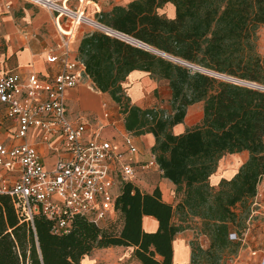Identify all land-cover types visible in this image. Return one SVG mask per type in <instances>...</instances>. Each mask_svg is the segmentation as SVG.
Listing matches in <instances>:
<instances>
[{
    "label": "trees",
    "instance_id": "16d2710c",
    "mask_svg": "<svg viewBox=\"0 0 264 264\" xmlns=\"http://www.w3.org/2000/svg\"><path fill=\"white\" fill-rule=\"evenodd\" d=\"M166 4L174 7L173 19L159 14ZM94 20L192 66L264 86V60L256 51L264 0H135ZM78 58L94 88L121 109L126 131L154 137L151 154L161 176L182 198L174 208L157 187L147 193L123 183L114 202L116 217L105 227L78 217L67 234L56 235L41 216L33 227L21 223L11 200L0 196V264H81L94 250L111 247L132 248L139 264H174L173 242L187 229L188 218L201 221V233L209 240L206 249L190 245L189 264H216L230 246V231L239 219L236 208L248 212L264 177V92L192 71L97 30L83 36ZM133 71L167 82L169 113L130 105L122 84ZM199 102L200 123L173 135L188 107ZM242 152L248 159L235 176L211 188L208 182L220 159ZM144 217L156 220L154 232L143 230Z\"/></svg>",
    "mask_w": 264,
    "mask_h": 264
},
{
    "label": "built area",
    "instance_id": "2783aa9c",
    "mask_svg": "<svg viewBox=\"0 0 264 264\" xmlns=\"http://www.w3.org/2000/svg\"><path fill=\"white\" fill-rule=\"evenodd\" d=\"M56 14L71 26H89L113 37L112 31L71 9L65 2L25 0ZM60 54L48 53L46 62L57 65L59 72L52 78L35 73L22 79L16 73L0 74V104L5 118L13 126L11 146L0 144V196L11 200L21 223L33 227L34 218L41 216L51 224L56 235L67 234L78 217L98 224L116 217L114 202L123 183L138 187L139 172L155 170L162 174L155 155L140 160L141 152L132 133L120 130L119 139L102 138L111 110L104 103L102 118L91 127L84 115L69 119L66 101L70 90L77 88L85 76V67L72 56L71 31L58 29ZM182 63L197 72L220 77L228 82L263 91L264 86L242 82ZM39 130L38 144L52 152L57 160L46 169L35 145L26 142L31 130ZM264 189V183H258ZM258 194V192H257ZM235 238V234H230ZM258 264H264V242L258 252ZM239 259V258H238Z\"/></svg>",
    "mask_w": 264,
    "mask_h": 264
},
{
    "label": "crops",
    "instance_id": "0c3cea01",
    "mask_svg": "<svg viewBox=\"0 0 264 264\" xmlns=\"http://www.w3.org/2000/svg\"><path fill=\"white\" fill-rule=\"evenodd\" d=\"M52 1L65 2L67 7L71 9H79L86 17L94 20L95 15L100 12H109L114 6L125 7L135 0ZM159 14L168 19H173L175 17L174 7L171 4H166L159 10ZM58 29L65 32L71 31L70 46L72 56L76 58H78V47L81 39L85 34L94 30L92 27L84 25L71 26L64 19H56V14L25 0H0V74L16 73L19 74L23 80L31 73H35L38 76L45 78H52L55 76L59 72V67L57 65L47 64L46 55L48 53L56 55L60 54L58 46L61 36ZM126 85H131L133 90L136 88L137 91L140 92V98L138 99L135 97L133 98L134 94L129 97L132 102L134 101V106L141 109H145L148 106L139 105L137 102H145L154 93H156L157 96H160L161 93L164 94L163 97L168 103L171 99L170 89L167 82L141 71L131 72L122 84L124 87ZM163 85L164 89H160ZM159 98L160 99L157 100L160 103L165 101L162 97ZM104 103H106L111 110V118L109 122L106 123L107 125L102 134V138L117 141L119 139L118 132H120V130L126 131L124 126L125 116L121 113L119 106L111 100L108 94L101 93L94 88L92 81L86 76V74L82 83L77 88L69 91L66 108L70 120L75 121L78 115H84L91 123L92 127L96 125L98 120H101L102 105ZM202 109V102L189 106L184 121L172 128V134H183L187 130L198 125L202 119ZM197 118L198 120L195 122ZM13 131V126H11L10 122L5 118L4 107L0 104V144L6 146L15 144L16 142L12 140ZM39 136V130H31L26 142L36 146L41 154L44 167L46 169H51L54 166L57 157L44 146L38 144ZM141 141H145V143L142 144ZM135 142L141 152L140 160L143 162L147 161L155 143L154 137L151 134L136 136ZM226 156L231 157L228 159H235V161L242 159L241 164L235 168V172L230 178L225 176L226 173H219L220 166L223 163L222 160H227V158H225ZM247 159V152L223 156L218 162L216 172L209 179L208 183L210 187L217 190L221 180L232 179ZM152 171L154 170H151V172ZM155 172L158 173L157 171ZM158 175L161 177L158 183L149 187V184L142 183L141 181L138 188L141 191L150 193L157 187L161 192L162 200L175 208L177 202L181 200L182 195L176 194L175 186L168 180L162 178L161 174L158 173ZM261 182L264 183V177L261 179ZM263 192L258 191V194H256L252 202H258V200L264 202V195L262 196ZM142 228L145 232H154L157 229V222L152 217H144L142 220ZM113 248L120 249L124 247H111L106 250ZM173 252L174 264L190 263V246L188 245V242L186 243L184 239L181 238L180 233L177 234L174 239ZM83 259L81 260V264ZM133 261L134 264H139L136 260L133 259Z\"/></svg>",
    "mask_w": 264,
    "mask_h": 264
},
{
    "label": "rangeland",
    "instance_id": "374dc122",
    "mask_svg": "<svg viewBox=\"0 0 264 264\" xmlns=\"http://www.w3.org/2000/svg\"><path fill=\"white\" fill-rule=\"evenodd\" d=\"M97 31L104 33L101 30H97ZM256 51L259 54V56L264 60V26L261 27L257 33ZM149 52L153 53L152 51ZM153 54L160 56L157 53H153ZM160 57L168 61H171L175 64H178L182 67L191 69L192 71H196L186 65H183L182 63L176 62L165 56H160ZM216 79L221 81H226L225 79H222L220 77H216ZM130 86L131 85H126L125 87L124 86L122 87L124 89L126 96L130 101V105H134L133 104L134 101L132 102L129 96L134 94V96L132 95L133 98L135 97L138 99L140 98L139 97L140 92L137 91L136 88L135 90H133L132 86L131 87ZM160 89H164V85L161 86ZM163 95L164 94L161 93L160 96H157V94L154 93L145 102H137V103L142 106H148L147 108H153L158 111H164L165 113H169L170 101L168 103V101L164 99ZM159 97H162L163 100L165 101H162L160 103L157 100L160 99ZM197 120L198 118L196 119L195 122H197ZM133 136L136 137L134 134ZM141 143L143 144L145 143V141H141ZM225 158H227V160L226 159L225 161L224 159L222 160L223 163L220 166L219 173H226L225 176L227 178H230L232 174L235 172V168L241 164L242 159L235 161V159H228L231 157L226 156ZM147 172L148 173L139 172L138 181L136 182L137 185L141 184L140 182L142 181V183L149 184L150 187L151 185H154L158 183V181H160L161 177L158 175V173L155 172V170L152 172L151 170ZM258 191L263 192L264 189H262L260 186L259 187L257 186V192ZM263 195L264 192L262 193V196ZM254 198L249 201L251 202V204L248 212L246 210L245 212L242 213L239 207L236 208L237 209L236 211L239 215V219L237 220L235 226L232 227L230 231V234H235V238L233 237L230 238L229 236L230 246L227 249L223 250L216 264H258V255L255 257L252 256L251 253L258 252L261 248L262 242L264 241V202H260L259 200L258 202H252ZM114 219L115 217L112 218V220ZM179 219H180L179 215L175 213L173 218L174 223L177 224ZM109 221H111L110 218L100 222L98 226L105 227ZM185 226L187 227V229L181 232L180 236L182 239H184L186 243L188 242L189 246L193 244L194 246H200L203 249H206L209 246L208 238L201 233L202 227H201V221L199 219L188 218L186 220ZM190 250H191V246H190ZM132 251H133L132 248H120V249L113 248L110 250H106V249L95 250L89 256L83 259L82 264H134L133 263L134 261L131 258ZM199 264H204V260L201 261Z\"/></svg>",
    "mask_w": 264,
    "mask_h": 264
},
{
    "label": "water",
    "instance_id": "95a60500",
    "mask_svg": "<svg viewBox=\"0 0 264 264\" xmlns=\"http://www.w3.org/2000/svg\"><path fill=\"white\" fill-rule=\"evenodd\" d=\"M113 34H115V36H113V37H115V38H117V39H120L121 41H124V42H126V43H128V44H130V45H132V46H135V47H138V48H140V49H144V48H142L141 46H138V45H136V44H132V43H130V42H127L126 40H123V39H121V38H119L118 36H125V35H123V34H120V33H118V32H115V31H112V35ZM127 38H129V39H131L132 41H134L135 43H137V44H140V45H142V46H146V45H143V44H141L140 42H138V41H136V40H134V39H132V38H130V37H128V36H126ZM147 47V46H146ZM145 51H152L153 53H157V54H159L160 56H165V57H167V58H171V57H169V56H167V55H164V54H162V53H159V52H157V51H155V50H153V49H151V48H149V47H147V48H145L144 49Z\"/></svg>",
    "mask_w": 264,
    "mask_h": 264
},
{
    "label": "bare ground",
    "instance_id": "6f19581e",
    "mask_svg": "<svg viewBox=\"0 0 264 264\" xmlns=\"http://www.w3.org/2000/svg\"><path fill=\"white\" fill-rule=\"evenodd\" d=\"M118 37L121 38V39H123V40H126L127 42H130V43H132V44H136V45H138V46H141L142 48H147L146 46H142V45H140V44L135 43V42L132 41L131 39L127 38L126 36H118Z\"/></svg>",
    "mask_w": 264,
    "mask_h": 264
}]
</instances>
